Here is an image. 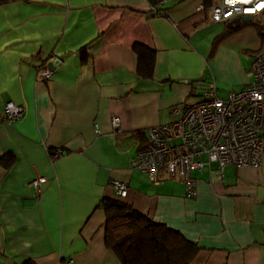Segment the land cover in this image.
Segmentation results:
<instances>
[{
  "label": "crops",
  "instance_id": "0c3cea01",
  "mask_svg": "<svg viewBox=\"0 0 264 264\" xmlns=\"http://www.w3.org/2000/svg\"><path fill=\"white\" fill-rule=\"evenodd\" d=\"M210 6L0 0V114L6 102L24 107L0 123V264H121L105 245L104 197L196 242L193 264H264V154L258 167L222 168L202 154L191 174L195 195L183 178L160 170L151 180L132 165L147 130L177 118L172 107L196 101L197 88L251 80L245 56L260 49L257 28L240 27L212 52L227 22L214 21ZM140 48L155 52L151 76L138 73ZM45 59L54 63L48 78L36 67Z\"/></svg>",
  "mask_w": 264,
  "mask_h": 264
},
{
  "label": "built area",
  "instance_id": "2783aa9c",
  "mask_svg": "<svg viewBox=\"0 0 264 264\" xmlns=\"http://www.w3.org/2000/svg\"><path fill=\"white\" fill-rule=\"evenodd\" d=\"M261 4L264 0H215L210 6L211 18L228 22L244 15L257 16L264 12ZM152 8L155 13L161 12L157 5ZM250 72L252 80L238 90L228 91L225 97L219 96L214 82H209L199 99L181 110L173 106L172 112L178 117L147 130L146 143L137 150L132 165L151 180L157 179L160 170L183 178L191 195L196 194L191 174L203 164L202 154L221 168L226 164L260 166L264 154V46L252 55ZM43 73L48 78L51 71L45 67ZM23 111L22 105L6 102L0 123L13 121ZM111 122L119 128L118 116H113ZM44 181L43 176L32 180L37 192ZM113 186L118 196L126 195L125 182L116 180Z\"/></svg>",
  "mask_w": 264,
  "mask_h": 264
},
{
  "label": "trees",
  "instance_id": "16d2710c",
  "mask_svg": "<svg viewBox=\"0 0 264 264\" xmlns=\"http://www.w3.org/2000/svg\"><path fill=\"white\" fill-rule=\"evenodd\" d=\"M203 1L206 5H211L213 2ZM244 25H254L261 40L264 41V23L259 18L255 20L253 16L249 22L242 23L240 27ZM240 27L225 28L215 37L211 51H214L225 36ZM137 53L138 73L151 76L155 64V52L140 48ZM135 134L139 136L142 133L137 131ZM102 202L105 215V245L115 253L121 264H193L200 246L189 240L180 230L154 219L120 198L104 197ZM20 264L37 263L32 259H26Z\"/></svg>",
  "mask_w": 264,
  "mask_h": 264
},
{
  "label": "rangeland",
  "instance_id": "374dc122",
  "mask_svg": "<svg viewBox=\"0 0 264 264\" xmlns=\"http://www.w3.org/2000/svg\"><path fill=\"white\" fill-rule=\"evenodd\" d=\"M258 18L260 19V21L262 23H264V12L261 13L260 15L255 16V20H258ZM261 39H262L261 36L256 33V38L253 39L252 44L256 45L257 48L261 49L262 41H263ZM263 43H264V41H263ZM250 52H251V50H248L247 53H250ZM245 57H246V60H247V62L245 60L246 64H249L250 61H251L252 55L251 56L250 55H248V56L246 55ZM250 76H251V80H252V78H253L252 74H250ZM240 88H241V84H239L237 86H221V88L218 91V94L221 97H225L227 95L228 91H231V89L238 90ZM204 90H205V88H203V87L197 88L196 89V95L192 96V99H199L200 96L203 94Z\"/></svg>",
  "mask_w": 264,
  "mask_h": 264
},
{
  "label": "water",
  "instance_id": "95a60500",
  "mask_svg": "<svg viewBox=\"0 0 264 264\" xmlns=\"http://www.w3.org/2000/svg\"><path fill=\"white\" fill-rule=\"evenodd\" d=\"M153 9V8H152ZM158 10V9H157ZM154 12V11H153ZM162 13V12H161ZM157 14V13H156ZM252 19L249 15H244L239 18L229 20L226 24L227 28L235 29L241 26L242 23L249 22ZM37 68H45L48 67L50 69H53L54 63L49 59L42 60L41 62H38L36 64Z\"/></svg>",
  "mask_w": 264,
  "mask_h": 264
},
{
  "label": "snow or ice",
  "instance_id": "6c2138e0",
  "mask_svg": "<svg viewBox=\"0 0 264 264\" xmlns=\"http://www.w3.org/2000/svg\"><path fill=\"white\" fill-rule=\"evenodd\" d=\"M244 2H247V0H244ZM260 7H264V4H261Z\"/></svg>",
  "mask_w": 264,
  "mask_h": 264
}]
</instances>
